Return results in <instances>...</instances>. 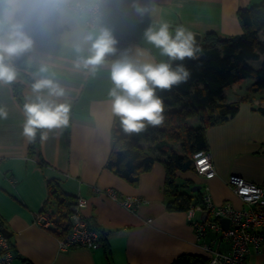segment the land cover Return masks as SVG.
Instances as JSON below:
<instances>
[{"label": "crops", "instance_id": "1", "mask_svg": "<svg viewBox=\"0 0 264 264\" xmlns=\"http://www.w3.org/2000/svg\"><path fill=\"white\" fill-rule=\"evenodd\" d=\"M74 1L82 0H66L59 12L26 26L34 40L33 49L14 60L17 79L11 84H0V111L6 114L0 116V218L10 232L16 255L14 264H108L102 246L63 250L57 235L35 223L36 213L44 207L51 212L57 210L50 182L74 201L86 200L81 213L106 232L110 264H172L184 253L209 259L212 251L229 252V243L216 240L213 228L199 239L188 211L167 208L169 198L161 162L142 172L135 184L106 167L112 152L114 123L108 95L113 87L110 66L122 57L109 59L94 75L74 67V45L81 30L91 28L86 25V13L76 14L67 8ZM263 1L114 0L104 8L99 25L108 28L113 36L119 32L133 39L127 43L125 56L141 63H161L167 57L143 38L149 27L167 21L173 29L182 24L201 36L210 31L224 36L240 35L243 28L237 11ZM134 4L146 11L137 12ZM249 64L258 69L261 61ZM42 65L48 69L43 75L55 79L65 90L63 97L52 99L69 104L70 110L66 126L44 129L46 137L43 133L36 154L31 152V137L24 135V105L16 97V90L27 103L36 95H46L47 90L33 93L31 88L33 74ZM253 81V77H247L225 89L227 100L240 101V108L232 118L206 129V151L212 157L216 175L205 178L194 171L178 172L182 180L189 181L192 191L199 187L217 206L225 202L237 208L243 206L228 183L230 175L241 176L264 189V115L254 109L264 105V89L250 92ZM142 146L152 150L150 142L144 141ZM39 155L44 163L40 164ZM108 188L147 202L131 212L105 194ZM202 215L197 212L194 219L206 220ZM244 262L264 264V245L259 253L248 252Z\"/></svg>", "mask_w": 264, "mask_h": 264}, {"label": "trees", "instance_id": "2", "mask_svg": "<svg viewBox=\"0 0 264 264\" xmlns=\"http://www.w3.org/2000/svg\"><path fill=\"white\" fill-rule=\"evenodd\" d=\"M237 15L243 28L242 34L224 36L210 31L202 36L199 44H195L200 51L196 52L194 58H186L183 62L166 59V62L172 63L173 69L182 63L189 72V78L186 82L174 85L171 90H156L165 105L162 125L151 126L145 122L146 128L140 133H126L119 117H114L112 152L106 167L135 184L142 172L151 169L156 162H161L165 168L164 187L169 198L167 208L170 210L188 211L192 205L204 203L205 195L200 190L192 191L189 181L182 180L178 172H195L194 155L208 149L206 129L237 114L240 101H228L225 89L247 77L254 78L249 87L250 92L264 89V1L240 8ZM113 37L117 41V51L106 57L107 60L125 56L127 43L133 40L119 32ZM258 60L261 61L260 68H252L249 62ZM16 97L23 105L27 103L18 90ZM254 109L264 115V105ZM189 118H198L200 124L188 126ZM144 141L151 143L152 150L142 146ZM37 143L31 144L32 153L39 154ZM173 143L179 144V150L172 147ZM39 161L40 164L44 163L40 155ZM49 186L56 199L57 210L51 212L46 206L41 212L54 219L55 229L48 230L62 238L71 229L69 216L77 200L64 195L51 182ZM87 222L90 228L99 233L101 246L110 264L111 251L106 232L91 221ZM0 224L5 229L1 218ZM172 264H208V258L184 253L176 257Z\"/></svg>", "mask_w": 264, "mask_h": 264}, {"label": "clouds", "instance_id": "3", "mask_svg": "<svg viewBox=\"0 0 264 264\" xmlns=\"http://www.w3.org/2000/svg\"><path fill=\"white\" fill-rule=\"evenodd\" d=\"M65 2L0 0V84H11L17 79L19 73L14 60L33 49L34 40L26 31V26L33 20L59 12ZM133 6L136 7L135 4ZM136 11L143 14L146 10L136 7ZM143 38L171 62L194 58L200 51L195 46L193 32L182 24L173 29L167 21H160L158 27H149ZM116 44L112 32L99 23L90 29H82L74 45L77 53L74 67L94 75L100 67L109 63L106 57L116 53ZM47 71V67L42 65L38 73L33 74L34 83L31 85L33 93L47 90L46 95H36L34 100L24 105V135L28 137L35 136L38 128L50 130L68 123L70 105L52 99L63 97L65 90L55 79L43 75ZM188 78L189 72L182 63L173 69L170 62L141 63L127 56L112 61L110 80L113 87L108 93L111 113L119 117L126 133H140L146 128V123L160 126L165 120V105L156 90H171ZM4 115L0 111V116Z\"/></svg>", "mask_w": 264, "mask_h": 264}, {"label": "built area", "instance_id": "4", "mask_svg": "<svg viewBox=\"0 0 264 264\" xmlns=\"http://www.w3.org/2000/svg\"><path fill=\"white\" fill-rule=\"evenodd\" d=\"M113 2L114 0L74 1L69 3L67 8L76 14L86 13V25L92 27L103 22L104 8ZM194 167L195 172L205 178H212L216 175L212 157L206 150L199 151L194 155ZM228 183L236 197L242 202V207H234L230 202L217 206L211 202L208 195H205L203 204L192 205L188 210L189 219L199 239L205 237L209 228H213L216 231V240L221 239L229 243L230 250L227 253L212 251L211 246L206 245L205 248L212 251L208 264H245L244 259L248 252L259 253L264 245L263 187L235 174L230 175ZM104 192L131 212H135L147 202L142 197L122 195L113 188H108ZM86 203L83 198L76 201L74 211L69 216L71 229L59 239L61 249L98 248L101 246L99 233L89 227L86 218L81 213V209L86 206ZM197 212H207L208 218L195 220L194 216ZM223 219L229 221L227 228L221 225ZM35 223L44 229H55L54 219L41 211L36 213ZM3 229L0 224V264H14L16 255L11 247L9 237L4 234Z\"/></svg>", "mask_w": 264, "mask_h": 264}, {"label": "water", "instance_id": "5", "mask_svg": "<svg viewBox=\"0 0 264 264\" xmlns=\"http://www.w3.org/2000/svg\"><path fill=\"white\" fill-rule=\"evenodd\" d=\"M192 32L195 36V44H199L201 42V38H202L201 34L196 32V31H192ZM43 133H44V129H39V128L36 129V134H35V136L31 137L30 141L32 143L39 141L41 139ZM198 189H199V187H195L194 191H196ZM61 201H63V198H61ZM73 211H74V208H73ZM207 216H208L207 212H204L202 215L203 219H206ZM228 224H229V221L227 219L222 220V225L224 228H227ZM3 232L6 236H8V237L10 236V232L6 228L3 229ZM26 264H31V263L28 262Z\"/></svg>", "mask_w": 264, "mask_h": 264}, {"label": "rangeland", "instance_id": "6", "mask_svg": "<svg viewBox=\"0 0 264 264\" xmlns=\"http://www.w3.org/2000/svg\"><path fill=\"white\" fill-rule=\"evenodd\" d=\"M188 123H189V125L191 124L190 126H198L200 124L199 121L197 120V118L189 119ZM172 145H173L172 147L174 149L179 150V144L173 143Z\"/></svg>", "mask_w": 264, "mask_h": 264}]
</instances>
